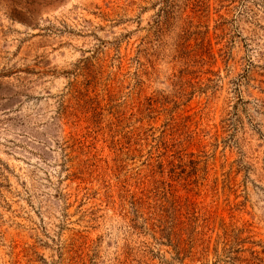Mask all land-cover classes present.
Here are the masks:
<instances>
[{
  "label": "rangeland",
  "instance_id": "obj_1",
  "mask_svg": "<svg viewBox=\"0 0 264 264\" xmlns=\"http://www.w3.org/2000/svg\"><path fill=\"white\" fill-rule=\"evenodd\" d=\"M0 264H264V0H0Z\"/></svg>",
  "mask_w": 264,
  "mask_h": 264
}]
</instances>
